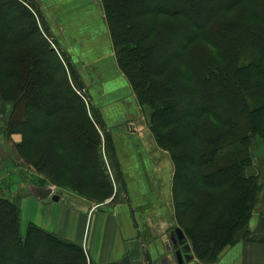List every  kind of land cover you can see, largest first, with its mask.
Segmentation results:
<instances>
[{"label":"trees","instance_id":"16d2710c","mask_svg":"<svg viewBox=\"0 0 264 264\" xmlns=\"http://www.w3.org/2000/svg\"><path fill=\"white\" fill-rule=\"evenodd\" d=\"M102 2L118 64L175 165L176 228L215 264L238 234L249 238L264 191V172L248 175L252 141L264 139V0ZM71 63L38 4L0 0V99L12 105L2 132L22 135L36 172L53 183L69 174L107 201L106 125ZM29 224L23 234L20 208L0 197V264H90L82 246Z\"/></svg>","mask_w":264,"mask_h":264},{"label":"crops","instance_id":"0c3cea01","mask_svg":"<svg viewBox=\"0 0 264 264\" xmlns=\"http://www.w3.org/2000/svg\"><path fill=\"white\" fill-rule=\"evenodd\" d=\"M36 1L47 17L72 39L70 49L78 54L84 68L93 70L87 76L92 89H86L88 95L94 97L95 107L109 114L106 124L113 134L114 147L118 151L128 149V145L132 147L133 157H127L128 162L121 161L127 195L123 201L111 205L120 195L116 188L114 197L100 206L82 204L55 190L59 201L52 197L40 200L30 190L18 197L0 191V197H8L20 208L21 230L33 223L65 241L80 245L90 264H178L171 231L175 165L169 154L166 155L149 136L146 126L136 127L126 115L117 121L112 114L113 106L126 110L137 107L138 103L116 61L100 1ZM59 45L63 49L60 42ZM11 109L10 104L6 119ZM12 138L16 143L22 140L19 134ZM251 153L255 162L248 169L249 176L258 173L257 161L264 160L263 138L252 141ZM248 230L249 238L244 237V232L238 234V242L215 264H264V191ZM193 256L194 259L185 264H200Z\"/></svg>","mask_w":264,"mask_h":264},{"label":"rangeland","instance_id":"374dc122","mask_svg":"<svg viewBox=\"0 0 264 264\" xmlns=\"http://www.w3.org/2000/svg\"><path fill=\"white\" fill-rule=\"evenodd\" d=\"M99 1L101 3V6H102L104 12H105L102 0H99ZM32 2H35L38 4V2L36 0H32ZM38 6L41 10L42 15L44 16L45 21L48 23L51 34L55 37L56 40L57 39L59 40L64 51L67 52L68 55L70 56V59L72 62L71 63L72 68L74 70H76L79 75H81V80H82V83L85 85V87L92 89L87 76H89V74H91L93 72V70H90L88 68L87 69L84 68L80 57L77 56L78 54L72 52L73 50L71 51V49H70V45L73 43L72 39H68L69 35L67 33L64 34V31L60 30L58 28V26L56 25V23L47 17V15L45 14V11L42 9V7L39 4H38ZM39 24L42 27V25H41L42 23H39ZM111 40H112V38H111ZM112 46H113V50H114L113 52H114L115 57H116V61L118 62L113 41H112ZM119 68H120V66H119ZM120 70L124 74L126 79L128 80L129 84L131 85V83H130L129 79L127 78V76L125 75V73L122 71L121 68H120ZM131 87H132V85H131ZM132 90H133V93L137 99V103H138L137 107L134 106V107H131L130 109L127 108L125 110L120 106L119 107L113 106L114 108H112V114L116 117L117 121H120V118L122 116L126 115L127 119L129 121H131L137 125L136 127L140 128L142 126L143 127L146 126V128H148V131H149V136H151L155 140L154 133L152 130V125H151V119H150V114H151L150 107L140 104V102L138 101V98L134 92L133 87H132ZM82 93L84 94V92H82ZM82 100H83V98H82ZM94 101H95L94 97L90 96L89 105L92 108H94L95 110H94V112H92L91 107L88 105L89 106V107L87 106L88 113L91 116V112H92V114L95 115L94 116L95 118L98 115L104 121V123L106 125V127H105L106 134L103 130L100 131V134L102 137V150H103L104 158H105L106 163H107L108 172H109L111 179L113 181V184H114L115 192H116V188H118L119 194L121 195V197L119 195V197H117L115 200L112 201L111 205H114L115 203H118L119 201H123L125 198V195H127V193H126L127 187L122 186V182L124 185V183H126V181L124 180L125 171H123L124 167L122 166L121 161L128 162V161H126L127 157H133L134 153H133L131 145L126 146V147H128V149L125 148L123 151L122 150L118 151L114 147L113 134H111V131L109 130V128L107 127V124H106V122L109 118V114L102 113V111H100V109H97L95 107L96 102H94ZM86 103H88V101H86ZM0 105H1L0 106V113H1V120H0V191L2 193H4V195L11 194L13 196L18 197V196L25 195L27 193V190H30L29 188L31 186H36V185H43L44 186L45 185V187H52L56 193H59V194L62 193L65 197H68L70 199L72 198L78 202H81L82 204H85V205L100 206V205H103L107 202V201H103L100 198H98L96 196V194L92 191H89L86 189H85V191L84 190L78 191L75 188H73L72 183H71L72 177L69 174L62 175V178L58 181V183L57 182L53 183L50 180V178H48L45 174H41V173L36 172V170L33 168V166L27 160V158L30 157L31 152L29 150H26L25 151L26 156H22V153L17 149L18 144L22 143L23 137L19 143H16L15 142L16 139L12 138L13 135L7 137L2 132L3 131L2 126H4V125H2V123L3 122L5 123L7 120L6 114L8 112V108H9L10 104L5 103L0 99ZM90 110H91V112H90ZM106 135H108V137H109L108 140H107ZM255 138H257V137H255ZM107 147H108V149L112 150L113 154H111V151H108V153H107ZM160 149L162 151H164V153L166 155L169 154V156L171 157L170 153L167 150H164L162 148H160ZM108 156L111 157V160H109ZM114 158L117 159V162H115ZM130 161H131V158H130ZM257 163H258L257 167L260 168L264 172V162L257 161ZM116 166H118L119 168H117ZM128 167H130V166H128ZM130 168H132V167H130ZM118 169L120 172L118 171ZM121 178H122V180H121ZM141 188H142V183H141ZM175 206L176 205H174V201H173L174 225H173V229L171 231H173L174 234H175L174 229L176 228V226H180L179 225L180 222L178 220L179 218L177 216ZM28 225H30V224H28ZM26 230H27V228H26ZM26 230L23 229V230H21V232L23 234H25ZM244 237H246V236H244ZM201 260L205 261V262H209V264H211V261L209 260L208 257L206 259H200L199 261H201Z\"/></svg>","mask_w":264,"mask_h":264},{"label":"water","instance_id":"95a60500","mask_svg":"<svg viewBox=\"0 0 264 264\" xmlns=\"http://www.w3.org/2000/svg\"><path fill=\"white\" fill-rule=\"evenodd\" d=\"M31 193L40 200H45L49 197H52L53 200L59 201L60 196L54 193L52 187H42V186H31L30 187ZM173 248L176 250V258L178 264H185L188 261L194 259L192 254V248L190 244L187 242L184 232L182 229L176 228L175 234L172 237Z\"/></svg>","mask_w":264,"mask_h":264}]
</instances>
